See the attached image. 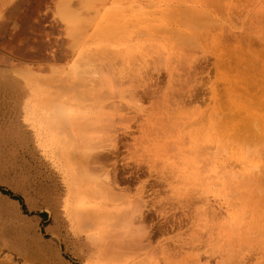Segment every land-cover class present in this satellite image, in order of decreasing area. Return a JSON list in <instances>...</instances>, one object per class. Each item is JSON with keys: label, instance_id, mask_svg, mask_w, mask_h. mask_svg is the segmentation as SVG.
Masks as SVG:
<instances>
[{"label": "rangeland", "instance_id": "rangeland-1", "mask_svg": "<svg viewBox=\"0 0 264 264\" xmlns=\"http://www.w3.org/2000/svg\"><path fill=\"white\" fill-rule=\"evenodd\" d=\"M61 1L0 0V264H264V0Z\"/></svg>", "mask_w": 264, "mask_h": 264}, {"label": "bare ground", "instance_id": "bare-ground-1", "mask_svg": "<svg viewBox=\"0 0 264 264\" xmlns=\"http://www.w3.org/2000/svg\"><path fill=\"white\" fill-rule=\"evenodd\" d=\"M66 6V2H65V0H62L60 3H59V6H58V9H59V13L61 14L60 16L62 17H65L67 20H69L70 21V14H68V10H67V8L65 7ZM67 7H68V5H67ZM57 9V10H58ZM72 10V9H71ZM58 13V12H57ZM73 15H75V14H73ZM66 20V21H67ZM73 20V19H72ZM80 21V23H81V20H79ZM78 21V22H79ZM68 22V21H67ZM74 23V22H73ZM79 23V24H80ZM78 24V25H79ZM73 25V24H72ZM70 26V25H69ZM69 29V28H68ZM147 29V28H146ZM72 30H74V29H72ZM75 31V30H74ZM168 31V30H167ZM171 32V31H170ZM143 33H145V31L143 32ZM182 34V33H181ZM144 35V34H143ZM186 35V34H185ZM191 35V34H190ZM107 36H109V35H107ZM192 36V35H191ZM194 38V37H193ZM180 40H182L183 41V39H182V37H181V39ZM164 42H166V41H164ZM186 43H188V42H186ZM142 44L143 45H145L146 47L147 46H150L151 48H154V47H156V49H157V51L161 54L162 52H163V49L161 48V47H164V45H162L161 43H159L156 39H155V36L153 35V34H151V33H145V37H144V39H143V41H142ZM168 44V43H167ZM140 51L141 52H143L144 51V49L143 48H141L140 49ZM90 65V64H89ZM92 67H93V65H92ZM93 69V68H92ZM91 69V70H92ZM96 69V68H95ZM84 71V70H83ZM88 72V71H87ZM92 72H93V70H92ZM96 72V71H95ZM97 72H98V70H97ZM99 73V72H98ZM121 73H122V71H120V70H117L116 72H115V76H116V80H117V82L121 79V77H122V75H121ZM89 75V74H88ZM100 74H98V76H99ZM91 76H93V74H91ZM111 77H112V75H111ZM92 79L90 80L89 79V81L91 82V83H93L94 85H97V84H99L100 83V79H99V77H96V76H93V77H91ZM137 102V101H136ZM139 103V102H138ZM136 104V103H135ZM138 105V104H137ZM136 105V106H137ZM141 105V104H140ZM136 111H137V109H136ZM108 143H110V142H104V143H94V144H85L86 146L84 147V151L82 150L81 151V153L80 152H78L80 155H79V158L75 161L76 163H77V166H78V170H79V174L77 175V177H85V180H86V182L88 183H90V184H87V187L84 189V191L81 189V192H83L84 194H87L88 195V193L90 194V192H93V194H95L96 195V193H95V184H98V185H100V187H99V191H97V192H99V196L101 197V198H103L104 200L106 199V200H108V199H110V198H112V199H115V197H116V199H119V197H121V196H123L124 194L123 193H121L120 191H122V189H120L119 188V184H118V180H117V177H121L120 175L118 176V169L115 167V165L113 164V166H112V163L110 164L109 162L110 161H112L111 160V156L112 155H114V151H115V147L113 146L114 144H108ZM92 145V146H91ZM108 147H111V148H114V151H112L110 148H108ZM74 153H77V152H75L74 151ZM118 153V152H117ZM116 153V154H117ZM115 154V155H116ZM113 157V156H112ZM117 157V156H116ZM77 157H75V159H76ZM109 161V162H108ZM109 164H108V163ZM110 165V166H109ZM83 181H84V179H83ZM85 182V181H84ZM97 185V186H98ZM94 189V190H93ZM118 189L120 190V191H118ZM120 194H122L121 196H120ZM91 195V194H90ZM123 198V197H122ZM121 198V199H122ZM120 199V200H121ZM127 202V201H126ZM144 202H146V201H144V200H142V197H138V198H133L132 200H131V205H132V207H133V209H132V207H131V209H132V211L135 213V212H138V216H137V218H136V220L138 221V222H143V216H141L140 214H141V207H143V203ZM147 203V202H146ZM123 204H124V201H123ZM148 204H149V202H148ZM120 205V204H119ZM125 205V204H124ZM128 205V204H127ZM123 207V206H122ZM129 211H131V210H129ZM128 211V209H125V210H123V211H120V213H119V215L117 216V218H120L119 216L121 215L122 217H124L125 218V216H127V218L129 219H131L132 218V220H130L131 222L132 221H134V218L135 217H131L134 213L131 211V212H129ZM159 211H161V212H164L165 210H164V206H161V208H160V210ZM132 213V214H131ZM130 216H129V215ZM94 217H96L97 218V216H94ZM179 216H177L176 218H178ZM189 217H191V216H189ZM123 218V219H124ZM127 218L126 219H124V220H126L127 221ZM175 218V217H174ZM180 221H182L181 219H180V217L178 218ZM191 219V218H190ZM117 220V219H116ZM119 220H121V219H118V221ZM123 220V221H124ZM128 220V221H129ZM176 220V219H175ZM95 221V220H94ZM172 222V221H171ZM175 222V221H174ZM183 222V221H182ZM129 223V222H128ZM180 223V222H179ZM188 223V222H187ZM94 224H96V223H94ZM121 224V223H120ZM130 224V223H129ZM171 224V223H170ZM177 224V223H176ZM181 224V223H180ZM180 228V227H179ZM141 232H142V234H141ZM109 233V232H108ZM138 235L139 236H137V237H142V236H145V238L146 239H149L150 238V234H148V233H146L145 231H144V233H143V230L142 229H139L138 228ZM118 245V244H117ZM120 245H121V243H120ZM119 246V245H118ZM145 246H147V245H145ZM122 247V246H121ZM120 246H119V248H121ZM142 247H144V246H141V247H139V248H137L136 250L137 251H139V249L142 251L143 249H141ZM127 248V247H126ZM146 248V247H145ZM144 248V249H145ZM108 250H109V248H107ZM130 249V248H129ZM135 251V250H134ZM111 252V251H110ZM116 252V251H115ZM112 253H114V251L112 252ZM118 253V252H117ZM125 253V252H124ZM133 254V253H132ZM155 264H159L158 262H155Z\"/></svg>", "mask_w": 264, "mask_h": 264}, {"label": "trees", "instance_id": "trees-1", "mask_svg": "<svg viewBox=\"0 0 264 264\" xmlns=\"http://www.w3.org/2000/svg\"><path fill=\"white\" fill-rule=\"evenodd\" d=\"M0 190H1L2 193L7 194V195H10L9 192L4 191L3 188H1V187H0ZM10 197L13 198V199H17L18 200V197H13V196H10Z\"/></svg>", "mask_w": 264, "mask_h": 264}]
</instances>
